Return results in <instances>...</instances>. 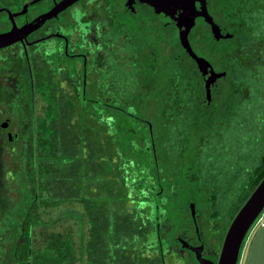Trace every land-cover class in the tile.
<instances>
[{"label":"trees","instance_id":"trees-1","mask_svg":"<svg viewBox=\"0 0 264 264\" xmlns=\"http://www.w3.org/2000/svg\"><path fill=\"white\" fill-rule=\"evenodd\" d=\"M259 4V0H206L200 5L212 14L216 25L214 28L198 18L189 34L192 49L216 68L213 104L209 107L201 105L207 98L204 84L208 69L192 59L176 36L183 50L181 67L168 68L165 87L153 96L159 100L163 93L174 97L171 79L177 77L185 107L181 115L160 121L162 134L156 139V153L146 130L124 114H118L117 129H111L110 119L100 122L84 105L69 102L62 89L47 84L32 87L28 72H23L26 78L21 82L16 76L19 70L7 75L0 66V121L3 116H12L20 123L21 132L18 147L11 152L0 132V212L12 224L29 225L33 217L34 224L42 225L47 208L62 209L65 214L68 204H76L81 207V211H75L76 216L83 215L81 224L85 227L80 239L87 240L83 247L89 264H168L165 245L156 232L155 200L143 203L140 197L146 173L156 176L159 171H167L174 175L175 156L182 151L179 142L185 133L198 121L208 123L228 116L235 100L242 97L245 82L254 78L255 66L264 65V46L260 44L264 30L260 32L256 15ZM247 20L257 25L255 33ZM6 65L13 69L18 66L12 61ZM163 104L162 100L158 105ZM38 111L43 115L35 118ZM167 153L172 161L164 157ZM8 161L13 170L10 178ZM133 162L137 174L130 176L127 167L131 168ZM263 179L264 154L248 174L247 189L232 221ZM209 180L214 186L209 200L216 207L222 192L216 178ZM203 183L199 185L203 187ZM226 191L223 194L228 196ZM12 192L18 197L11 196ZM165 202L160 211L171 227L163 237L168 240L177 236L178 224H172L171 217L180 212H176V200ZM211 217L217 220L219 214L214 212ZM39 238L38 264H74V254L67 245L71 235L44 233Z\"/></svg>","mask_w":264,"mask_h":264},{"label":"flooded vegetation","instance_id":"flooded-vegetation-1","mask_svg":"<svg viewBox=\"0 0 264 264\" xmlns=\"http://www.w3.org/2000/svg\"><path fill=\"white\" fill-rule=\"evenodd\" d=\"M200 5L197 3L198 10ZM25 28L32 30L0 49V66L8 71L7 75L19 70L15 75L23 82L22 78H26L23 72H28L32 87L47 84L62 89L69 102L84 105L92 117L100 122L110 119L111 129H117L118 114H124L146 130L156 153V139L162 133L151 118L159 122L169 116L172 119L181 115L185 107L177 77L171 79L174 97L168 93L159 96L161 100L153 96L165 87L168 68L181 67L183 50L176 43V36L181 43L180 31L170 18L140 0H0V35ZM9 60L18 66L8 68ZM204 86L206 94V83ZM213 89L212 86L210 104H206V98L201 103L203 107L213 104ZM36 97L42 101L38 94ZM162 100L164 104L159 106ZM42 115L38 111L35 118ZM0 132L6 137L8 152L18 147L20 123L12 116H3ZM11 163L8 161L9 178L13 173ZM130 165L127 173L135 176L134 162ZM146 175L141 189L143 203L155 200L156 232L165 245L163 253L169 259L168 264H202L199 253L204 260L217 264L228 229H221L213 221L210 206L199 211L191 201L194 208L189 210L187 206L183 210L177 236L164 239L171 227L166 224V214L160 210L165 208L166 200L177 201V194L174 198L169 195L174 175L167 171H159L156 176ZM201 189L196 191L203 193ZM189 193L196 195L192 190ZM11 196L18 197V194L12 192ZM65 210L67 213L61 219H74L79 233L78 246L73 244L74 239L67 241L75 257L74 264H89L83 247L87 240L80 239L81 229L85 227L81 224L83 215L77 217L75 212L81 211V207L68 204ZM51 211L47 208L44 215H50ZM3 214L0 212V264H38V230L53 226V218L49 216L42 225L34 224L33 217L29 225L12 224Z\"/></svg>","mask_w":264,"mask_h":264},{"label":"rangeland","instance_id":"rangeland-1","mask_svg":"<svg viewBox=\"0 0 264 264\" xmlns=\"http://www.w3.org/2000/svg\"><path fill=\"white\" fill-rule=\"evenodd\" d=\"M259 2L256 15L259 18L260 29H262L260 32H263L264 0H259ZM246 22L255 33L258 29L257 25L248 20ZM261 42L260 44L264 46V40ZM254 70V78L245 82L241 92L243 95L235 100L236 103H233L234 107H230L231 111L228 116L226 114L222 120L216 119L214 122L200 123L198 121L197 125L189 129L179 142L182 151H177L175 156L177 168L175 174L173 173L171 183H168L171 189L169 195L172 198L175 194L178 196L176 212H180L171 217L172 224L179 223V218L187 206L189 210L194 208L190 204L194 201L199 211H204L210 205L209 212L219 214V218L213 221L218 222L221 229H229L232 217L239 208L240 200L244 195L242 192L247 189L248 174L261 163L264 154V65L255 66ZM227 90L229 91V88ZM151 120L156 127L160 123L156 119L151 118ZM164 157L173 160L168 153ZM186 175L188 179L185 178ZM209 178L211 180L216 178L220 192H222L217 196L216 207H212L211 201L208 200L210 193H214V186H210ZM199 183H203V187ZM199 188H202L203 193L196 191ZM225 189L228 190L225 192L228 196L223 194ZM191 190L195 191L196 195L190 194ZM63 212L62 209H54L50 215H43V221H47L49 216L53 218L54 225L40 228L38 235L41 238L44 233H67L71 235L72 241L74 239L73 244L78 246L77 223L74 219L62 220ZM256 228V225L252 226L244 242ZM84 232L87 233V227Z\"/></svg>","mask_w":264,"mask_h":264},{"label":"water","instance_id":"water-1","mask_svg":"<svg viewBox=\"0 0 264 264\" xmlns=\"http://www.w3.org/2000/svg\"><path fill=\"white\" fill-rule=\"evenodd\" d=\"M141 2L150 5L154 10L165 17L170 18L172 25L176 26L180 31V41L186 52L199 65L207 67L206 75V94L207 103L211 102V88L214 85L216 73L213 66L204 58L197 56L193 51L189 34L196 25L197 19L202 18L203 21L214 28L216 25L213 22L212 16L206 9H197V3L204 5L206 0H140ZM62 8V7H61ZM61 8H58L60 10ZM51 15H48L50 17ZM47 18V17H46ZM32 29L25 28L13 30L12 32L0 35V49L7 47L17 42L21 36L29 33ZM22 33V35H21ZM18 34V35H16ZM264 211V179L257 186L242 208L239 210L233 219L228 232L226 234L220 258L217 264H238L241 249L247 234L257 219ZM198 260L202 264H214L204 260L201 254H198Z\"/></svg>","mask_w":264,"mask_h":264},{"label":"crops","instance_id":"crops-1","mask_svg":"<svg viewBox=\"0 0 264 264\" xmlns=\"http://www.w3.org/2000/svg\"><path fill=\"white\" fill-rule=\"evenodd\" d=\"M264 211L257 228L250 234L241 249L238 264H264Z\"/></svg>","mask_w":264,"mask_h":264},{"label":"built area","instance_id":"built-area-1","mask_svg":"<svg viewBox=\"0 0 264 264\" xmlns=\"http://www.w3.org/2000/svg\"><path fill=\"white\" fill-rule=\"evenodd\" d=\"M262 215V214H261ZM261 215H260V217L257 219V221H256V223L254 224V225H257L259 222H260V220H261ZM263 225H264V223H263Z\"/></svg>","mask_w":264,"mask_h":264},{"label":"bare ground","instance_id":"bare-ground-1","mask_svg":"<svg viewBox=\"0 0 264 264\" xmlns=\"http://www.w3.org/2000/svg\"><path fill=\"white\" fill-rule=\"evenodd\" d=\"M16 35H18V34H16ZM21 35H22V33H21Z\"/></svg>","mask_w":264,"mask_h":264}]
</instances>
